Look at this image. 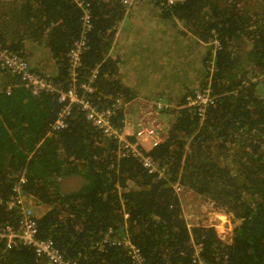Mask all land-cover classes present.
I'll list each match as a JSON object with an SVG mask.
<instances>
[{"label": "trees", "instance_id": "trees-1", "mask_svg": "<svg viewBox=\"0 0 264 264\" xmlns=\"http://www.w3.org/2000/svg\"><path fill=\"white\" fill-rule=\"evenodd\" d=\"M78 1L0 0L4 46L63 89L72 81L68 53L83 30ZM84 1L92 29L76 86L83 92L80 85L96 69L86 96L100 109L119 97L124 103L138 97L157 110L163 139L139 150L164 169L163 176L149 174L136 157H121L117 142L78 106L67 127L54 131L55 95L32 96L39 106L33 112L28 100L14 96L20 91L0 94V226H18L20 215L6 201L24 177L23 195L46 208L36 219L38 237L51 239L65 259L136 264L124 245L129 239L145 264H191L197 245L209 264H264V0H178L172 6L158 0L128 6L124 0ZM133 9L150 16L127 15ZM6 19L13 20L12 28ZM142 30L147 49L139 53ZM115 34L123 58H107ZM133 49L139 54L131 55ZM125 61L136 63L127 73L140 80L143 92H130L113 79ZM7 85L20 81L0 71V86ZM198 89L215 97L204 117L186 102ZM124 120L121 107L114 126L123 128ZM176 185L238 222L229 242L214 227L189 225ZM106 236L110 241L97 248ZM0 264L49 263L31 247L10 248L0 240Z\"/></svg>", "mask_w": 264, "mask_h": 264}, {"label": "built area", "instance_id": "built-area-1", "mask_svg": "<svg viewBox=\"0 0 264 264\" xmlns=\"http://www.w3.org/2000/svg\"><path fill=\"white\" fill-rule=\"evenodd\" d=\"M158 1L163 6H172L178 0ZM132 2L133 0H124L123 4L128 6ZM78 5L83 12L81 19L83 30L81 37L73 43L68 53L69 76L72 78V81L67 89L59 88L51 80L32 72L30 64L21 56L5 47L1 38L0 71L8 72L18 77L20 85L33 97H41L44 95L56 96L59 110L52 124V129L54 131L62 130L67 127V117L70 115L72 108L78 106L84 113L88 122L99 129L105 137L117 142L119 155L121 157L132 156L138 158L149 174L161 178L164 169L159 168L158 163L154 161L151 156L143 154L139 150V147L144 148V142H148V149H150L156 147L162 141L164 135V126L162 122H155L151 126H144L142 125L143 123H138L134 135H132L134 136V141H130L123 133V128L117 129L114 126L116 111L122 107L121 98L119 97V99H116L110 107L100 109L86 96V93L92 92V84L98 74L97 70L95 69L92 71L88 83L80 85L83 92H80L76 86V79H78L82 68V54L87 47L86 34L92 29V15L89 3L84 0H79ZM14 87L15 85H7L6 87L0 86V93L9 95L13 92ZM186 102L188 105L197 109V114L200 117H204L208 107L214 104L215 97L212 95L210 89H198L186 95ZM25 181V178L22 177L19 182L14 184L13 194L10 199L6 201L7 209L16 211L20 215L18 226H0V240L5 241L6 245L10 248L17 246L31 247L34 249L38 259H46L49 264H79L77 261L65 259L51 239L45 240L38 237L37 215L33 208L27 204V198L23 195L21 190ZM185 191L186 189L184 187L179 185L175 186V192L180 198ZM219 212L220 211H217L216 214ZM208 226L213 227L211 224ZM218 232L219 231H217V234L222 241H230L232 230L223 237H221ZM124 240V245L127 247L132 261L136 264H145L139 249H137L129 239ZM109 241L110 238L106 236L96 243V247L102 249ZM200 251L201 245L195 246V253L191 264H209L202 260Z\"/></svg>", "mask_w": 264, "mask_h": 264}, {"label": "crops", "instance_id": "crops-1", "mask_svg": "<svg viewBox=\"0 0 264 264\" xmlns=\"http://www.w3.org/2000/svg\"><path fill=\"white\" fill-rule=\"evenodd\" d=\"M137 6H135L136 8ZM134 8V9H135ZM139 8V7H137ZM132 10L133 13L131 15V13H127V15L129 16H135L137 19H141V20H145L146 17H149L150 14L144 11H140V10ZM139 11V12H138ZM134 14V15H133ZM134 29H136V27H134ZM134 29H131V31H133ZM147 33L146 30H142L141 32L137 33V38H136V42L139 45V53H142V50H146L147 49V45L146 43H144V35ZM118 34H115L114 40H113V44L110 48V50L108 51L107 54V58L109 57H118L121 56V58H123L125 55L122 51V49H119V46L122 44H119L117 38H118ZM129 43H131L132 45H134L133 43L134 41V35L129 36ZM201 42V41H200ZM136 53H138L137 49H133L132 50V54L131 55H137ZM138 53V54H139ZM139 66V65H137ZM136 67V63L131 62L130 63L128 61H125L122 64L117 65V71H116V75L113 76V79L118 81L119 83L121 82V84L126 87L130 92H134V90L143 92L141 90H138L137 86L139 85L140 80L138 78H134L132 76H129L127 71L131 68ZM143 78L142 76L140 77V79ZM160 89V88H159ZM14 90H18L20 91V93L15 92L14 91V96L17 97L18 94H20L21 99L25 98V100H28V102L34 107H32L31 105H29V108L32 107L33 112H35L34 109L39 108V106L33 102V98L30 93H28L21 85H16L14 87ZM23 93V96H22ZM184 94V92H183ZM122 100V107L124 109V115H125V120H124V127H123V133L125 134V136L128 137H134L132 135H134V131L135 128L138 124L137 119L143 114L145 117L151 116V113L153 112V114L158 115L157 110L153 109L149 104L146 106L147 101L145 99H140L138 97L133 98L132 100H130L129 102H125L123 98L121 97ZM36 107V108H35ZM159 108V106H158ZM31 109V108H30ZM130 109H132L130 111ZM155 112V113H154ZM148 119V118H147ZM148 121L150 122V120L148 119ZM147 121L145 120L143 122L144 125H146ZM63 189L65 191H71L73 188H68L67 185H63ZM39 208H41V213L44 212L46 210L45 206H39Z\"/></svg>", "mask_w": 264, "mask_h": 264}, {"label": "rangeland", "instance_id": "rangeland-1", "mask_svg": "<svg viewBox=\"0 0 264 264\" xmlns=\"http://www.w3.org/2000/svg\"><path fill=\"white\" fill-rule=\"evenodd\" d=\"M5 23H7L8 26L12 28V24H13L12 19H6ZM158 29L160 30L159 26H158ZM15 106H16V103H13L12 107H15ZM131 110L132 109H130V111ZM147 118L150 120V122L148 121ZM145 120L147 121L145 123L147 126L153 125L155 122H160L158 115L156 114L154 115L153 112L151 113V116H148V117H145L142 114L137 119V122L139 124H142ZM144 148L145 149L149 148L148 142H144ZM180 201L184 209V213L188 217V223H190L191 226L198 225V224L208 226L211 224L213 225V227L216 228V229L214 228L215 230L219 231L218 233L221 235V237L225 236L227 233L233 230L235 228L234 225L237 226L238 222H235V224L233 225V223L231 222L230 216L226 212L223 211V213H221L220 211L218 214H216L217 211L214 209L213 205L210 202L204 200L203 198L199 197L197 194L191 191H188V190L185 191L183 195H181ZM28 204L33 208V210L35 211L37 215L40 214L41 208H39L36 203H34L33 201H28Z\"/></svg>", "mask_w": 264, "mask_h": 264}, {"label": "clouds", "instance_id": "clouds-1", "mask_svg": "<svg viewBox=\"0 0 264 264\" xmlns=\"http://www.w3.org/2000/svg\"><path fill=\"white\" fill-rule=\"evenodd\" d=\"M1 87H4V86H1ZM13 91H14V89H13ZM0 94H2V93H0ZM5 95H7V94H5ZM28 201H32L31 199H26V202H27V204H28ZM29 205V204H28ZM30 206V205H29ZM31 207V206H30ZM37 215V214H36ZM38 216V215H37Z\"/></svg>", "mask_w": 264, "mask_h": 264}, {"label": "bare ground", "instance_id": "bare-ground-1", "mask_svg": "<svg viewBox=\"0 0 264 264\" xmlns=\"http://www.w3.org/2000/svg\"><path fill=\"white\" fill-rule=\"evenodd\" d=\"M186 215V214H185ZM187 216V215H186ZM187 219H188V217H187ZM189 225H190V223H189Z\"/></svg>", "mask_w": 264, "mask_h": 264}]
</instances>
